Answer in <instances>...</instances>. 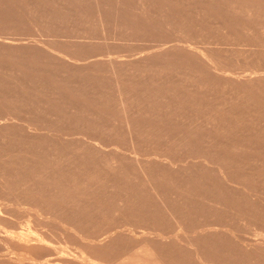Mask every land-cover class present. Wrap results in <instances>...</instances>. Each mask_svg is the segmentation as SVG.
Masks as SVG:
<instances>
[{
	"label": "rangeland",
	"instance_id": "1",
	"mask_svg": "<svg viewBox=\"0 0 264 264\" xmlns=\"http://www.w3.org/2000/svg\"><path fill=\"white\" fill-rule=\"evenodd\" d=\"M262 25L264 0H0V264H264Z\"/></svg>",
	"mask_w": 264,
	"mask_h": 264
},
{
	"label": "bare ground",
	"instance_id": "2",
	"mask_svg": "<svg viewBox=\"0 0 264 264\" xmlns=\"http://www.w3.org/2000/svg\"><path fill=\"white\" fill-rule=\"evenodd\" d=\"M259 26H260V29H261L262 27H261L260 24H259ZM262 26H263V25H262ZM263 29H264V26H263ZM263 29H262V30H263ZM52 36H53V35H52ZM52 36H51V37H52ZM182 41H183V40H182ZM209 41H210V40H209ZM261 41L263 42V40H261ZM183 42H184V41H183ZM206 42H207V41H206ZM215 42H216V41H215ZM215 42H214V43H215ZM236 42H237V41H236ZM256 42H257V41H256ZM184 43H185V42H184ZM189 43H191V42L189 41ZM241 43H242V46H243V42H241ZM245 43H246V42H245ZM250 43H251V42H250ZM199 44H200V43H199ZM211 44H212V43H211ZM215 44H216V43H215ZM234 44H235V43H234ZM236 44H237V43H236ZM193 45H194V43H193ZM196 45H197V44H196ZM196 45H195V46H196ZM204 45H205V44H204ZM238 45H239V43H238ZM261 45H262V44H261ZM244 46H245V45H244ZM249 47H250V45H249ZM249 47H248V48H249ZM187 48H188V50H191V51H193V52H196V53H198V54L203 55V53H202L201 51H204V50H201V51H200V50H199L200 48L197 49V47L186 46V49H187ZM201 48H202V47H201ZM241 48H242V47H241ZM245 48H246V47H245ZM206 49H207V48H206ZM204 52H205V51H204ZM206 52H207V51H206ZM204 54H205V53H204ZM115 63H116V62H115ZM115 63H114V64H115ZM253 69H254V68H253ZM256 70H257V69H256ZM252 71H253V70H252ZM254 71H255V70H254ZM224 72H225V71H223V73H224ZM253 75H254V74H253ZM246 76H247V77H246ZM245 77L248 78V77H250V75L247 74V75H245ZM124 95H125V92H121V91H120V93H119V101H120V105H121V108H124V107H125V108L128 109V110H127V109H126V110L129 111V107H126L128 101H129L128 93L126 94L125 97H124ZM126 110L124 109V111H126ZM130 110H131V109H130ZM127 111H126V112H127ZM124 114H125V113H124ZM126 115H128V114H125L124 117H125ZM125 118H126V117H125ZM133 124H135L134 121H133V122H130V123H127V126L130 128L131 126H134ZM138 140H139V139H138ZM133 143H134V142H133ZM138 146H139V145H138ZM134 155H135V153H134ZM136 155H138V154H136ZM141 155H143V154H141ZM139 156H140V153H139ZM143 156H144V155H143ZM144 159H145V157H144ZM141 160H142V159L137 158V156L133 157V161H134L135 165L138 166V168H136V169H139L140 173H141V172H144V170H145L144 167H143V166H144V162H143V160H142V161H141ZM142 162H143V164H142ZM105 164H107V162H106ZM113 164H115V168H114V169L118 168V167H116V165L118 166V164H116L114 161H110V162H109V166H110V167H109V168L106 167V169H107V170H108V169L111 170V169L114 167V166L111 167V165H113ZM107 165H108V164H107ZM103 167H104V166H103ZM133 167H134V166H133ZM133 167H132V168H133ZM104 168H105V167H104ZM133 169H135V168H133ZM120 170H121V169H120ZM129 170H130V169H129ZM135 171H136V170H135ZM135 171H133V172H135ZM142 175H143V174H142ZM145 175H146V174H145ZM145 175H144V176H145ZM95 177H96V176H95ZM100 178H101V177H100ZM102 178H103V177H102ZM102 178H101V179H102ZM103 179H104V178H103ZM96 180H100L99 177H98V179H96ZM33 211H34V210H33ZM34 213H35V212H34ZM60 224H61V223H60ZM62 225H63V224H62ZM220 225L222 226V228H223V227H226V225H224V226H223L222 224H220ZM198 226H199V225H198ZM198 226H197V227H198ZM207 226H210V227H208V228H204V229H203L202 226H200L202 229L200 228L199 230H198V228H197V230H195V232H193V233L195 234L194 236H195V237H196V236L199 237V236L202 234V232H206V231H207V234H209V233H210V230H215V226H217V224H215L214 227H211V226H213V224H212V225L210 224V225H207ZM218 226H219V224H218ZM118 227H119V226H118ZM122 227H123V226H122ZM227 227H229V226H227ZM227 227H226V228H227ZM114 229H115V228H114ZM134 229H135V228H134ZM144 229H145V228H144ZM194 229H195V228H194ZM194 229H193V230H194ZM228 229H229V228H228ZM104 230H105V229H104ZM107 230H108V229H107ZM112 230H113V229H112ZM112 230H111V233H112V234H110V233H105V234H104V232L100 233L101 236L98 235L100 238H98V237H97V238H92V237H94V236H92V237L90 238L89 235H88L89 237H87L86 235L82 234L83 236L81 237V240H82V241H86V242H88L89 244H90V243H92V244H96V243H99V242H102V241L104 242V241H106L107 239H109L110 237L112 238V236H114V235H119V234H123V233H127V232L131 233V230H132V229H131V230H129V229L126 230V229H120V228H119V229L114 230V231H112ZM145 230H147V229H145ZM148 230H149V228H148ZM151 230H152V229H151ZM226 230H227V229H226ZM230 230H231V229H230ZM161 231H163V230H161ZM164 231H165V230H164ZM227 231H229V230H227ZM227 231H225V232H227ZM100 232H101V231H100ZM105 232H106V230H105ZM108 232H110V231L108 230ZM133 232H134V231H133ZM154 232H155V231H154ZM72 233H74V232H72ZM134 233H136V231H135ZM163 233H164V232H163ZM166 233H167V232H166ZM102 234H103V235H102ZM141 234H142V236H146V233H141ZM168 234H169V233H168ZM161 235H162V234H161ZM161 235H157V236H159V237H161L162 239H164V238H165V235H162V236H161ZM95 236H97V235H95ZM29 237H30V236H29ZM79 237H80V236H79ZM146 237H147V236H146ZM146 237H145V238H146ZM24 238H25L26 242H27V241H28V242H32V241H30L29 238H28L29 240H28L27 237H25V236H24ZM24 238H22L21 240H23ZM171 238H175V237H171ZM176 238H177V236H176ZM263 238H264V237H263ZM33 239H35V238H33ZM36 239H38V238H36ZM36 239H35V241H36ZM9 240H10V239H9ZM25 240H24V241H25ZM259 240L262 241V239H259ZM37 241H40V239H38ZM41 241H43V240H41ZM41 241H40V242H41ZM257 241H258V240H256V242H257ZM26 242H25V243H26ZM33 242H34V240H33ZM33 242H32V243H33ZM251 242H252V241H251ZM258 242H259V241H258ZM21 243H22V242H21ZM37 243H38V242H37ZM43 243H44V242H43ZM262 243H263V241H262ZM26 244H27V243H26ZM29 244H30V243H29ZM34 244H35V243H34ZM38 244H39V243H38ZM38 244H37V245H38ZM41 244H42V242H41ZM41 244H40V245H41ZM254 244H255V243H254ZM258 244L260 245V243H258ZM263 244H264V243H263ZM263 244H262V245H263ZM40 245H39V246H40ZM43 245H44V246H47V245L49 246V244H47V243H46V245H45V244H42V246H43ZM48 246H47L48 249H49L50 246H52V247H51L52 249L54 248L53 245H50L49 247H48ZM95 246H97V245H95ZM263 247H264V246H263ZM42 248H43V247H42ZM38 249H39V248H38ZM52 249H51L52 253H53L54 251H57V250L60 251V250H61L60 248L56 249V247L54 248V249H56V250H52ZM46 250H47V249H46ZM47 251H48V250H47ZM50 253H51V252H50ZM50 253H49V255H50ZM52 253H51V254H52ZM56 253H57V252H56ZM59 253H60V252H58V254H59ZM61 253H63V250H61ZM61 253H60V255H62ZM63 254H65V250H64V253H63ZM55 255H56V254H55ZM51 256H52V255H51ZM52 257H53V259H54V254H53ZM56 257H57V255H56ZM56 257H55V258H56ZM58 257H59V256H58ZM58 257H57V259L60 258V257H59V258H58ZM70 257H71V254H70ZM74 257H75V256H74ZM72 258H73V257H71V259H72ZM76 258H77V256H76ZM76 258H75V259H76ZM78 258H80V257H78ZM81 258H82V257H81ZM60 259H61V258H60ZM134 259L137 260V262H139V264H157V262L155 261V258H153V256L149 253V250L146 249V248H143V249L141 250V252H140L136 257H134ZM53 261H54V260H53ZM57 261H59V260H57ZM47 262H48V260H47ZM51 262H52V261H51ZM51 262L49 261V263H47V264H50ZM55 262H56V260H55ZM62 262H63V261H62ZM175 264H178V263H175Z\"/></svg>",
	"mask_w": 264,
	"mask_h": 264
}]
</instances>
